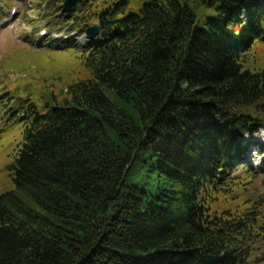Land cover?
I'll use <instances>...</instances> for the list:
<instances>
[{
  "label": "trees",
  "instance_id": "trees-1",
  "mask_svg": "<svg viewBox=\"0 0 264 264\" xmlns=\"http://www.w3.org/2000/svg\"><path fill=\"white\" fill-rule=\"evenodd\" d=\"M128 2L91 5L90 77L27 106L0 264L260 263L264 201L225 190L264 129V0Z\"/></svg>",
  "mask_w": 264,
  "mask_h": 264
},
{
  "label": "rangeland",
  "instance_id": "rangeland-1",
  "mask_svg": "<svg viewBox=\"0 0 264 264\" xmlns=\"http://www.w3.org/2000/svg\"><path fill=\"white\" fill-rule=\"evenodd\" d=\"M101 1L82 0L68 18L61 11L64 0H0V193L15 189L12 166L29 102L40 109L54 103V96L67 97L72 83L90 77L87 54L81 48L88 41L86 29L97 21L96 15L88 16L91 5ZM128 1L127 9L140 4ZM245 66L264 67V39H257L249 50ZM242 140L259 145L247 148L248 165L237 168L230 184H238L233 188L229 184L225 192L232 203L259 206L257 202L264 201V129ZM253 244L258 264H264V227L255 232Z\"/></svg>",
  "mask_w": 264,
  "mask_h": 264
},
{
  "label": "water",
  "instance_id": "water-1",
  "mask_svg": "<svg viewBox=\"0 0 264 264\" xmlns=\"http://www.w3.org/2000/svg\"><path fill=\"white\" fill-rule=\"evenodd\" d=\"M82 0H65L62 7V12L71 17L72 14L77 10L79 3ZM100 33V25L95 24L87 28L86 36L88 38H95Z\"/></svg>",
  "mask_w": 264,
  "mask_h": 264
}]
</instances>
